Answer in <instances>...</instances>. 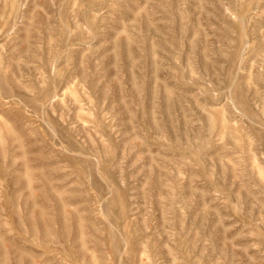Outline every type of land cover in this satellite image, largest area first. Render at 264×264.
I'll return each instance as SVG.
<instances>
[{
    "label": "rangeland",
    "instance_id": "obj_1",
    "mask_svg": "<svg viewBox=\"0 0 264 264\" xmlns=\"http://www.w3.org/2000/svg\"><path fill=\"white\" fill-rule=\"evenodd\" d=\"M0 264H264V0H0Z\"/></svg>",
    "mask_w": 264,
    "mask_h": 264
}]
</instances>
